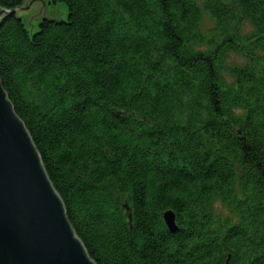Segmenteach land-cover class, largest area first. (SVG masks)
Here are the masks:
<instances>
[{"label":"trees","instance_id":"16d2710c","mask_svg":"<svg viewBox=\"0 0 264 264\" xmlns=\"http://www.w3.org/2000/svg\"><path fill=\"white\" fill-rule=\"evenodd\" d=\"M43 1L67 18L32 33L24 0H0V81L91 259L264 264V0Z\"/></svg>","mask_w":264,"mask_h":264},{"label":"water","instance_id":"95a60500","mask_svg":"<svg viewBox=\"0 0 264 264\" xmlns=\"http://www.w3.org/2000/svg\"><path fill=\"white\" fill-rule=\"evenodd\" d=\"M24 0L15 10L25 27L65 18L64 4ZM14 12V11H13ZM12 12L0 6V23ZM177 230L174 213L165 215ZM0 264H96L75 233L33 140L0 81Z\"/></svg>","mask_w":264,"mask_h":264},{"label":"rangeland","instance_id":"374dc122","mask_svg":"<svg viewBox=\"0 0 264 264\" xmlns=\"http://www.w3.org/2000/svg\"><path fill=\"white\" fill-rule=\"evenodd\" d=\"M194 1L198 5V7L200 9L203 8L202 6H203L204 0H194ZM224 2H225V5L227 6V8L230 11H233L232 9L235 7V5L237 3V0H224ZM59 4H64V3H59ZM45 5H46V8L47 9H49L51 5L54 6V7H57V4H51L49 1H46ZM64 6L66 8L60 9V13L67 14V6H66V4H64ZM234 14H236V18L238 19L237 20V23L235 24V29L237 30V32H239L240 34H244V35L249 34L253 30L252 29V26L250 25V23L247 20H245L244 18H241L239 16V13L238 12L235 13V11H234ZM66 18H67V15L65 16L64 20ZM61 20H63V19H61ZM33 24L35 25L36 30H37L39 23L36 22V21H34ZM214 28H215V23L212 20V18L208 14H206L205 12H203V19H202L201 25L199 26V30L204 35L205 34H208V38L205 39L204 43L202 45L198 46V48L203 49V50H207L210 47V45H212V43H214V41L217 39V35L214 34V30H215ZM28 29L31 31L30 28H28ZM36 30H32V32L33 31H36ZM213 46H215V45L213 44ZM254 58L256 60H264V52L257 53V55H254ZM226 66L227 67L230 66V68H233V67L244 68V67H247V66L252 67V65L250 64L249 59H247L243 55L234 54V53H230L227 56ZM225 78L229 82H231L232 80H234V76L231 73H226L225 74ZM109 187H111L110 184H109ZM110 191H112V190H110ZM213 210H214V215H215L214 216V218H215L214 220H216L220 224H222V222H224V220H226L224 218L231 216L230 211L221 202L214 203ZM167 213H169V212L167 211V212L164 213V215H163V221H164V224L166 225V227L168 228V226H167V224L165 222V218H164L165 215H167ZM174 216H175V220H176L177 219L176 218V215L174 214ZM235 221H236V218L234 219V222ZM176 228H177V230L179 229L178 226H176ZM169 231H170V229H169Z\"/></svg>","mask_w":264,"mask_h":264},{"label":"bare ground","instance_id":"6f19581e","mask_svg":"<svg viewBox=\"0 0 264 264\" xmlns=\"http://www.w3.org/2000/svg\"><path fill=\"white\" fill-rule=\"evenodd\" d=\"M198 6V5H197ZM202 7H204V2H203V6ZM202 9H204V8H202ZM205 11V10H204ZM14 12H16V11H14ZM202 22V21H201ZM34 23V22H33ZM24 25V24H23ZM25 26V25H24ZM28 31H30L27 27H25ZM31 29V28H30ZM30 32H32V31H30ZM33 32H35V31H33ZM32 32V33H33ZM3 86V85H2ZM24 123V122H23ZM168 212H172V213H174L173 211H168ZM175 214V213H174ZM67 218H68V216H67ZM129 219L131 220V215L129 216ZM70 222V221H69ZM174 226H178V224H177V220H175V224H173ZM177 231V230H176ZM175 231V232H176ZM76 233V232H75ZM84 245V244H83ZM85 247V246H84ZM86 249V248H85ZM87 251V250H86ZM88 253V252H87ZM88 255H89V253H88ZM89 257H90V255H89ZM91 258V257H90Z\"/></svg>","mask_w":264,"mask_h":264}]
</instances>
